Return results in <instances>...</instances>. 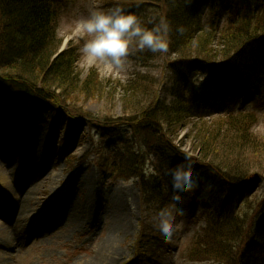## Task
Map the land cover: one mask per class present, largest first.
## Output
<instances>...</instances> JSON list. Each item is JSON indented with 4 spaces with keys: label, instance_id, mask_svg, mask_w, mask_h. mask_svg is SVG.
<instances>
[{
    "label": "trees",
    "instance_id": "obj_1",
    "mask_svg": "<svg viewBox=\"0 0 264 264\" xmlns=\"http://www.w3.org/2000/svg\"><path fill=\"white\" fill-rule=\"evenodd\" d=\"M72 1L0 0V102L25 99L31 105L49 104L57 114L58 129L66 128L75 142L82 137L83 126L94 131L98 139L91 136L88 157L96 160L99 174L112 183L136 181L142 203L153 206L154 212L170 203L168 171L189 157L193 172L213 176L227 192L226 196L204 194L199 182L188 193V200L200 204L206 214L191 259L264 264V216L253 230L248 229L252 216L248 213L259 202L246 198L252 184L264 185V141L251 132L257 117L245 113L206 119L215 108L212 94L225 99L229 108L264 97V0H229L221 28L215 12L219 0H193L188 6L185 0H109L110 7L119 3L146 27H151L147 19L153 15L170 21L166 57L173 73L172 101L160 102L155 81L137 76L123 87L122 115L102 119L78 102L101 97L106 87L95 70L81 80L75 48L60 52L57 20L62 7ZM177 26L186 29L183 35L177 34ZM154 57L147 51L136 55L142 63ZM206 73L212 78L211 93H200L195 89L196 78ZM185 129L191 155L175 144ZM121 130L126 135L114 142L112 134ZM74 161L65 154V162L72 165ZM260 201L264 210V199ZM143 229L148 237L144 246H137L138 256L142 264H150L163 241L153 222Z\"/></svg>",
    "mask_w": 264,
    "mask_h": 264
},
{
    "label": "rangeland",
    "instance_id": "obj_2",
    "mask_svg": "<svg viewBox=\"0 0 264 264\" xmlns=\"http://www.w3.org/2000/svg\"><path fill=\"white\" fill-rule=\"evenodd\" d=\"M93 2L105 10L110 8L109 0H73L62 7L56 25L62 51L68 47L77 51L76 69L81 80L95 70L106 87L104 95L85 102L79 99V105L96 118H118L122 115L119 101L123 87L137 76L152 78L159 101L170 103L173 73L166 54H155L152 60L142 63L136 58L138 51L132 49L124 68L114 70L86 59L79 51L83 41L75 37L69 39L75 21L87 14ZM229 4V0L217 2L215 12L220 18V28L224 25ZM213 47L216 48L217 44ZM195 89L200 93H211V75L206 73L196 78ZM210 102L215 104V108L206 119L212 121L223 114H254L258 121L251 132L255 138L264 141V97L231 108L225 99H215L213 94ZM82 132L80 140L69 139L66 128L58 129L57 114L49 104L31 105L25 99L0 102V145L20 146L21 151L11 161L0 159V264H142L137 246H144L148 237L143 226L151 225L154 207L149 208L142 203L136 181L112 183L99 174L94 165L96 160L88 157L91 136L94 141L98 136L86 126ZM186 133L187 129L180 131L175 144L191 155L192 143L184 139ZM125 135L126 132L121 130L113 133L111 139L115 142ZM65 151L75 158L72 165L65 162ZM40 156L43 166L36 172L33 167ZM25 172L38 184L36 189H28L22 182ZM198 177L204 194L227 195L213 176ZM207 185H212L210 191L205 190ZM251 187V194L246 198L259 202L248 213L252 215L248 229L253 230L264 216V210L260 208L264 185L258 182ZM166 189L171 198V179H167ZM24 193L29 200L27 218L22 223L24 230L19 242L13 248H7L3 245L7 234L6 221L11 218L10 212L16 210L19 201L25 198ZM179 204L186 214L176 218L177 229L171 242L163 241L150 264H215L191 259L194 240L205 226L204 210L200 204L188 200V193Z\"/></svg>",
    "mask_w": 264,
    "mask_h": 264
},
{
    "label": "clouds",
    "instance_id": "obj_3",
    "mask_svg": "<svg viewBox=\"0 0 264 264\" xmlns=\"http://www.w3.org/2000/svg\"><path fill=\"white\" fill-rule=\"evenodd\" d=\"M192 2L185 0V5H191ZM147 24L151 27H146L136 14L127 11L119 3L105 10L93 2L87 14L75 21L69 39L75 37L83 41L79 51L89 61L99 62L109 69L121 70L132 49L140 53H168L172 32L168 18L153 15L147 19ZM185 31L183 26L176 28L179 35ZM188 159L186 156L168 171L172 189L170 203L158 208L152 217L158 238L164 242H171L177 229L176 218L186 214L179 201L184 194L192 193L199 187L198 174L194 175ZM211 188L212 185H207L205 190L210 191Z\"/></svg>",
    "mask_w": 264,
    "mask_h": 264
},
{
    "label": "bare ground",
    "instance_id": "obj_4",
    "mask_svg": "<svg viewBox=\"0 0 264 264\" xmlns=\"http://www.w3.org/2000/svg\"><path fill=\"white\" fill-rule=\"evenodd\" d=\"M20 154H21L20 146L11 148L9 147V145L8 147H3L0 145V159L1 160L11 161L15 157H18ZM42 161H43V158L42 156H40L37 161V164H35V166L33 167L36 170V172H39L42 169V166H43ZM27 170L29 169L27 168ZM22 182L26 183V186H27L26 188L28 189L29 188L36 189L38 186L36 182H33L32 180L28 178V172H25ZM24 194H25V198H22L19 201V205L16 208V210H14L13 212L12 211L10 212L11 218L10 219L8 218L6 221V224H7L6 233L7 234L3 238V245H5L7 248H13L15 243L19 242L21 233L24 230L22 223H24V221L27 218L26 214H27L28 201H29L26 196L27 194L26 193ZM111 252L113 253L114 251L111 250Z\"/></svg>",
    "mask_w": 264,
    "mask_h": 264
}]
</instances>
